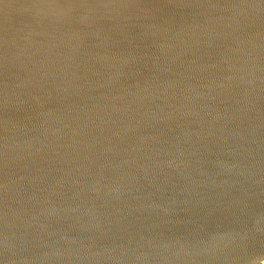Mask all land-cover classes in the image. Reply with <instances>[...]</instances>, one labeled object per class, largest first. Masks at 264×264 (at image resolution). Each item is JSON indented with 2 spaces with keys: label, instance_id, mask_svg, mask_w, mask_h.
<instances>
[{
  "label": "water",
  "instance_id": "95a60500",
  "mask_svg": "<svg viewBox=\"0 0 264 264\" xmlns=\"http://www.w3.org/2000/svg\"><path fill=\"white\" fill-rule=\"evenodd\" d=\"M264 260V0H0V264Z\"/></svg>",
  "mask_w": 264,
  "mask_h": 264
},
{
  "label": "flooded vegetation",
  "instance_id": "af4514ba",
  "mask_svg": "<svg viewBox=\"0 0 264 264\" xmlns=\"http://www.w3.org/2000/svg\"><path fill=\"white\" fill-rule=\"evenodd\" d=\"M254 264H264V260H260V261H257V263H254Z\"/></svg>",
  "mask_w": 264,
  "mask_h": 264
}]
</instances>
